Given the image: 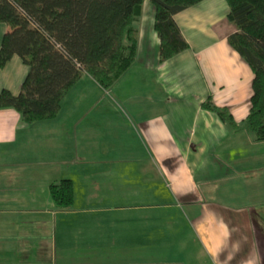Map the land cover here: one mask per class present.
<instances>
[{
  "label": "crops",
  "instance_id": "1",
  "mask_svg": "<svg viewBox=\"0 0 264 264\" xmlns=\"http://www.w3.org/2000/svg\"><path fill=\"white\" fill-rule=\"evenodd\" d=\"M228 11L200 0L175 13L188 47L158 62L145 0L136 59L110 88L84 73L32 123L0 108V264H264V141L201 107L209 97L237 122L249 111ZM27 72L13 55L0 91L17 94ZM62 179L67 208L49 192Z\"/></svg>",
  "mask_w": 264,
  "mask_h": 264
},
{
  "label": "trees",
  "instance_id": "2",
  "mask_svg": "<svg viewBox=\"0 0 264 264\" xmlns=\"http://www.w3.org/2000/svg\"><path fill=\"white\" fill-rule=\"evenodd\" d=\"M145 0H0V68L13 55L28 66L20 90L0 91V108H13L26 123L57 115L62 98L82 74L110 88L134 63L137 25ZM153 6L158 62L188 47L173 15L200 0H147ZM226 19L235 31L229 45L252 70L249 111L237 122L228 108L209 97L201 107L216 113L233 132L264 141V0H226ZM57 207L73 201L69 179L49 185Z\"/></svg>",
  "mask_w": 264,
  "mask_h": 264
},
{
  "label": "rangeland",
  "instance_id": "3",
  "mask_svg": "<svg viewBox=\"0 0 264 264\" xmlns=\"http://www.w3.org/2000/svg\"><path fill=\"white\" fill-rule=\"evenodd\" d=\"M150 5H151V4H150ZM151 6H152V5H151ZM144 9H145V10H144V12H143V15L146 16V13H147L148 11H147L146 7H145ZM152 9H153V6H152ZM136 25H138V22L136 23Z\"/></svg>",
  "mask_w": 264,
  "mask_h": 264
}]
</instances>
